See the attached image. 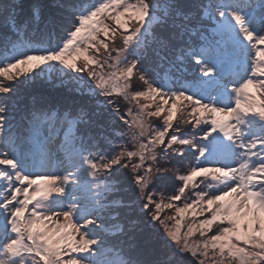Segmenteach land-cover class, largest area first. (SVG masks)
<instances>
[{
    "label": "snow or ice",
    "instance_id": "1",
    "mask_svg": "<svg viewBox=\"0 0 264 264\" xmlns=\"http://www.w3.org/2000/svg\"><path fill=\"white\" fill-rule=\"evenodd\" d=\"M0 78V264H264V0L3 2Z\"/></svg>",
    "mask_w": 264,
    "mask_h": 264
},
{
    "label": "trees",
    "instance_id": "2",
    "mask_svg": "<svg viewBox=\"0 0 264 264\" xmlns=\"http://www.w3.org/2000/svg\"><path fill=\"white\" fill-rule=\"evenodd\" d=\"M3 2H10V0H0V3H3ZM29 2H31V0H29ZM43 2L47 3L48 0H43ZM0 79H2V78H0ZM121 103L123 105V102H121Z\"/></svg>",
    "mask_w": 264,
    "mask_h": 264
},
{
    "label": "rangeland",
    "instance_id": "3",
    "mask_svg": "<svg viewBox=\"0 0 264 264\" xmlns=\"http://www.w3.org/2000/svg\"><path fill=\"white\" fill-rule=\"evenodd\" d=\"M121 102H123V101H121ZM124 103V102H123ZM126 110V109H125ZM166 211H168V210H166ZM109 257H111V254H109Z\"/></svg>",
    "mask_w": 264,
    "mask_h": 264
}]
</instances>
